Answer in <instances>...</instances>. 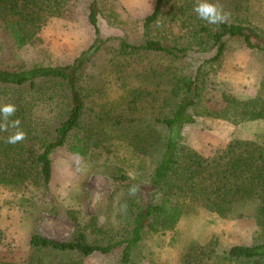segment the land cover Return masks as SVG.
Returning <instances> with one entry per match:
<instances>
[{
    "label": "trees",
    "instance_id": "trees-1",
    "mask_svg": "<svg viewBox=\"0 0 264 264\" xmlns=\"http://www.w3.org/2000/svg\"><path fill=\"white\" fill-rule=\"evenodd\" d=\"M71 1L0 0V32L16 48L33 45L53 18L64 17ZM82 1H88L96 38L72 63L28 66L0 59V106L15 103L27 133L10 145L5 139L14 130L0 132V194L20 195L19 204L44 196L53 177L52 155L76 130L89 132V142L114 160L113 176L124 194L113 222L101 226L96 215L87 221L74 215L72 238L33 231L28 257L0 264H81L76 252L117 253L122 264H130L145 238L174 234L183 217L202 211L211 223L255 218L260 242L221 252L217 240H193L169 264H264V142L238 138L230 151L207 157L175 133L200 116L264 120L258 95L224 92L222 104L205 105L209 75L221 67L230 38L242 37L248 47L264 51L252 0H211L230 13L219 25L198 18L197 0H156L141 43L103 36L99 16L113 0ZM132 185L139 186L134 196Z\"/></svg>",
    "mask_w": 264,
    "mask_h": 264
},
{
    "label": "rangeland",
    "instance_id": "rangeland-1",
    "mask_svg": "<svg viewBox=\"0 0 264 264\" xmlns=\"http://www.w3.org/2000/svg\"><path fill=\"white\" fill-rule=\"evenodd\" d=\"M155 4L156 0H113L99 16L103 36L143 42L144 20ZM252 8L257 26L264 29V0H252ZM88 14V1H71L64 17L53 18L38 41L26 48L14 47L0 32V59L28 66L38 61L54 65L72 63L96 38ZM224 92L264 98V51L248 47L242 37L228 40L221 67L217 65L210 73L206 107L222 104ZM175 133L185 145L212 157L219 151H230L238 138L264 142V120L235 123L200 116L196 123L187 124ZM90 135L87 131L76 130L67 146L54 151L53 177L44 196H35L19 204L20 195L0 194V260L15 262L27 258L33 231L57 240L72 238L77 229L74 215L84 221L96 215L101 226L113 222L124 193L121 182L113 176L114 160L102 147L98 149L89 142ZM96 192L101 193L103 199L94 206ZM210 220L206 211L186 215L176 233L145 238L135 249L130 264L172 263L193 240L201 243L217 240L221 252L234 244L260 242L255 218H234L217 223ZM75 258L81 264H122L117 253L83 256L76 252Z\"/></svg>",
    "mask_w": 264,
    "mask_h": 264
},
{
    "label": "clouds",
    "instance_id": "clouds-1",
    "mask_svg": "<svg viewBox=\"0 0 264 264\" xmlns=\"http://www.w3.org/2000/svg\"><path fill=\"white\" fill-rule=\"evenodd\" d=\"M193 10L199 19L210 25L227 23L230 18V13L225 11L222 5L211 2V0H197ZM17 110L18 106L12 102L0 106V132L14 130L5 139V143L10 145H16L27 139V133L21 127L22 121L16 117ZM128 191L129 195L134 196L139 192V186L132 185ZM102 199V194L96 192L93 197V205L100 203Z\"/></svg>",
    "mask_w": 264,
    "mask_h": 264
}]
</instances>
